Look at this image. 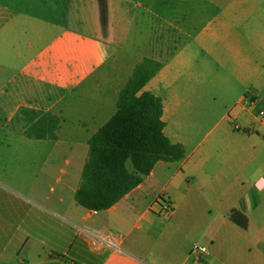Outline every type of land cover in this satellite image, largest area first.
Instances as JSON below:
<instances>
[{
    "label": "crops",
    "instance_id": "0c3cea01",
    "mask_svg": "<svg viewBox=\"0 0 264 264\" xmlns=\"http://www.w3.org/2000/svg\"><path fill=\"white\" fill-rule=\"evenodd\" d=\"M105 4L103 30L98 0H0V113L6 123L22 109L59 117L56 140H29L52 142L49 160L70 157L50 205L16 194L37 221L52 223L53 239L33 240L49 247L37 264H264V0ZM145 59L160 68L140 93L162 100L164 134L185 158L157 162L116 205L87 210L74 195L89 139ZM181 113L220 114L225 131L188 148L189 137L167 133ZM160 196L170 211L155 204ZM234 210L245 229L229 219ZM198 245L206 252L195 256Z\"/></svg>",
    "mask_w": 264,
    "mask_h": 264
},
{
    "label": "trees",
    "instance_id": "16d2710c",
    "mask_svg": "<svg viewBox=\"0 0 264 264\" xmlns=\"http://www.w3.org/2000/svg\"><path fill=\"white\" fill-rule=\"evenodd\" d=\"M98 1L104 30L106 4L105 0ZM159 68L160 64L149 59L135 67L120 91L117 111L89 139L88 158L74 195L77 205L95 212L107 210L139 186L157 162H179L185 158L183 146L173 144L164 134L162 100L149 92L140 93ZM18 115L26 138L57 139L59 117L30 109H22ZM229 219L243 229L247 226L245 216L236 210Z\"/></svg>",
    "mask_w": 264,
    "mask_h": 264
},
{
    "label": "rangeland",
    "instance_id": "374dc122",
    "mask_svg": "<svg viewBox=\"0 0 264 264\" xmlns=\"http://www.w3.org/2000/svg\"><path fill=\"white\" fill-rule=\"evenodd\" d=\"M9 116L0 113V181L3 187L12 188L7 190L9 194L0 190V264H37L44 260L49 247L45 245L33 248V240L39 234L42 238L49 236L53 239V236L49 235V226L52 223L37 221L35 215L38 211L32 209V205L20 202L16 194L29 202L50 205L59 196L66 181L62 170H71L66 161L70 157L67 151H63L59 155L60 159L49 160L47 157L52 153L53 143L29 140L23 133L24 124L19 115L15 114L13 119L6 123ZM220 116L210 115L209 119L204 114L172 115L168 120L167 133H178L187 139L189 137L188 148L200 143L206 146L216 135L225 131L226 125L218 124ZM177 121L182 125L178 130L175 127ZM196 124L198 126H194ZM64 134L65 131H62L63 139ZM34 156L39 158L34 159ZM69 197L70 195L66 194L65 205L68 204ZM160 197L156 205H160ZM70 233L74 237L75 230ZM37 254H40L38 259ZM67 264L73 263L69 261Z\"/></svg>",
    "mask_w": 264,
    "mask_h": 264
},
{
    "label": "built area",
    "instance_id": "2783aa9c",
    "mask_svg": "<svg viewBox=\"0 0 264 264\" xmlns=\"http://www.w3.org/2000/svg\"><path fill=\"white\" fill-rule=\"evenodd\" d=\"M260 117H262L264 119V111H261L260 112ZM160 199H161V202H159V203H160L162 209L165 212L170 211L171 210V207H170L169 203L164 198H162V197H160ZM98 239H100V238H98ZM205 252H206V249L204 247L194 246L193 249H192V251H191V254H193L195 256H200V255H203Z\"/></svg>",
    "mask_w": 264,
    "mask_h": 264
}]
</instances>
